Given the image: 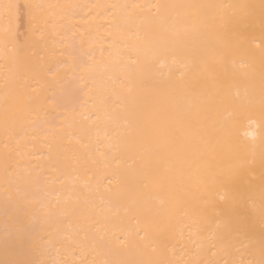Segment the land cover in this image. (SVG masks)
Masks as SVG:
<instances>
[{
  "label": "bare ground",
  "instance_id": "1",
  "mask_svg": "<svg viewBox=\"0 0 264 264\" xmlns=\"http://www.w3.org/2000/svg\"><path fill=\"white\" fill-rule=\"evenodd\" d=\"M0 264H264V0H0Z\"/></svg>",
  "mask_w": 264,
  "mask_h": 264
}]
</instances>
